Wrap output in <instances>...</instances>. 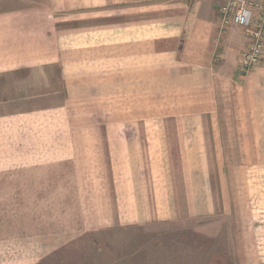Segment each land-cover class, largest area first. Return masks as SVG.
I'll return each instance as SVG.
<instances>
[{"label":"crops","instance_id":"crops-1","mask_svg":"<svg viewBox=\"0 0 264 264\" xmlns=\"http://www.w3.org/2000/svg\"><path fill=\"white\" fill-rule=\"evenodd\" d=\"M36 1L0 12V205L35 244L19 263L220 210L263 262L264 166L223 164L264 163V60L241 65L250 37L222 27L225 0Z\"/></svg>","mask_w":264,"mask_h":264},{"label":"rangeland","instance_id":"rangeland-1","mask_svg":"<svg viewBox=\"0 0 264 264\" xmlns=\"http://www.w3.org/2000/svg\"><path fill=\"white\" fill-rule=\"evenodd\" d=\"M43 5L36 0H0V12ZM150 109L153 108L150 106ZM258 149L264 155V147ZM216 165L213 163L211 168L216 169ZM223 165L225 171L237 168L262 170L264 163ZM215 197L217 199L218 195ZM219 202L221 204V200ZM233 214L220 210L212 217L151 221L142 226L112 227L77 236L74 234L68 245L54 254L42 258L36 255L19 263L22 255L18 252H30L28 250L33 249L35 244L14 242L12 239L21 233L32 232L29 233L28 228L12 225V216L19 220V212L4 210V206L0 205V264H264V261H249L244 257L247 244L238 242L237 222L240 223V220ZM74 228L71 226L70 229ZM50 229L55 231L59 228Z\"/></svg>","mask_w":264,"mask_h":264},{"label":"built area","instance_id":"built-area-1","mask_svg":"<svg viewBox=\"0 0 264 264\" xmlns=\"http://www.w3.org/2000/svg\"><path fill=\"white\" fill-rule=\"evenodd\" d=\"M219 14L222 27L246 29L250 44L247 51L240 52L237 57L246 71L258 67L264 60V0L259 4L248 0H225Z\"/></svg>","mask_w":264,"mask_h":264}]
</instances>
